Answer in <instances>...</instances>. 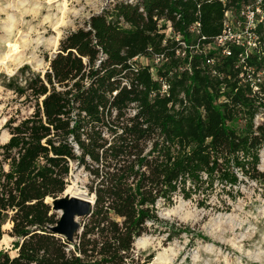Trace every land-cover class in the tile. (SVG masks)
I'll return each mask as SVG.
<instances>
[{
	"label": "trees",
	"instance_id": "1",
	"mask_svg": "<svg viewBox=\"0 0 264 264\" xmlns=\"http://www.w3.org/2000/svg\"><path fill=\"white\" fill-rule=\"evenodd\" d=\"M247 1L116 2L60 41L43 76L24 66L8 79L4 89L32 112L1 128L9 139L0 145V243L12 239L15 255L1 250L0 264H148L134 243L159 223L160 203L196 198L204 208L217 193L234 201L241 184L264 183V123L254 124L264 75L240 72L233 46L228 57L176 56L179 43L210 44L224 13ZM159 54L156 79L133 61ZM72 165L94 204L71 245L47 231L58 215L46 200L64 193Z\"/></svg>",
	"mask_w": 264,
	"mask_h": 264
},
{
	"label": "rangeland",
	"instance_id": "2",
	"mask_svg": "<svg viewBox=\"0 0 264 264\" xmlns=\"http://www.w3.org/2000/svg\"><path fill=\"white\" fill-rule=\"evenodd\" d=\"M0 0V59L7 53V44L18 46L17 63L0 68V145L5 131L1 128L10 117L24 118L31 109L20 105L15 95L4 89L8 79L27 66L28 72L43 76L59 43L69 33L83 28L90 16L99 14L116 2L135 0ZM63 3L66 4L62 10ZM65 12L64 25L56 48L54 24ZM171 36L170 31L166 32ZM178 40L179 38L175 36ZM138 66L153 71L151 57L136 59ZM263 75L256 78H262ZM264 123V114L254 124ZM240 127V124L235 125ZM259 171L264 173V150L260 152ZM70 182L87 191L88 177L72 165ZM196 198L184 201L176 197L172 206H157L159 223L148 224L149 233L134 243L136 254L150 256L148 264H264V183L246 182L239 186V195L229 201L222 193L212 196L206 207L199 208ZM228 208V209H227ZM58 215V214H57ZM80 223V220H78ZM78 223V224H79ZM7 230L8 227H4ZM76 234V233H75ZM75 238V237H74ZM75 241V240H74ZM74 241L72 244H74ZM71 244V245H72ZM14 256L12 239L4 236L0 251Z\"/></svg>",
	"mask_w": 264,
	"mask_h": 264
},
{
	"label": "built area",
	"instance_id": "3",
	"mask_svg": "<svg viewBox=\"0 0 264 264\" xmlns=\"http://www.w3.org/2000/svg\"><path fill=\"white\" fill-rule=\"evenodd\" d=\"M218 1L225 4V0H207ZM264 0H248L243 3L237 10L228 9L224 13L223 31L220 36L216 37L210 44L202 46L198 49V44L195 46H186L184 43H179L182 48L176 51V56L183 59L186 51L189 54H203L212 53L213 56L221 55L224 57L230 56L229 47L233 46L240 49V54L237 59V67H240V72H259L257 76L264 75ZM198 24H195L191 32L197 34ZM262 27V32H258V28ZM177 40V39H176ZM203 40V38H202ZM178 41V40H177ZM255 58L256 62H261L260 67L257 65L249 66L245 60ZM134 59L133 61H135ZM153 64V71L151 75L154 79L155 70L160 68L166 61L163 54L153 55L151 57ZM215 58L205 61L209 67L213 66ZM161 96H168L169 86L165 81L159 80ZM256 90V89H254Z\"/></svg>",
	"mask_w": 264,
	"mask_h": 264
},
{
	"label": "water",
	"instance_id": "4",
	"mask_svg": "<svg viewBox=\"0 0 264 264\" xmlns=\"http://www.w3.org/2000/svg\"><path fill=\"white\" fill-rule=\"evenodd\" d=\"M7 141L5 143H7ZM69 183L71 182L69 181ZM83 192L84 194L81 197L65 198L63 193L55 200H46L51 206V212L58 214L56 225L48 227L47 231L65 240L69 244H72L75 235L81 232V226L78 220L88 217L91 214L94 204V196H89L87 191Z\"/></svg>",
	"mask_w": 264,
	"mask_h": 264
},
{
	"label": "bare ground",
	"instance_id": "5",
	"mask_svg": "<svg viewBox=\"0 0 264 264\" xmlns=\"http://www.w3.org/2000/svg\"><path fill=\"white\" fill-rule=\"evenodd\" d=\"M52 1H55V0H49L48 3L52 2ZM62 8H63L62 10H65V8H66L65 3H63ZM61 14H62L61 18L58 20V22H56L54 24V30L56 31V36H57L53 42V45L55 48H56L58 41H59V38H60L59 29L61 26H63L65 24L64 23L65 12L63 11V12H61ZM6 47H7V53L5 55H3V57L0 59V68H5V69H7L8 63H10V62L11 63H17L18 59H19V58H16V56L13 57L14 55H17V53H18V46H17L16 42L15 43H8ZM2 140L4 143L8 140L7 133L4 134V139H2ZM75 182L69 183V186L66 187L65 192L63 194V196L65 198L83 196L84 192L82 191V189H80L77 186V183H75ZM5 227L6 228L9 227V225H5Z\"/></svg>",
	"mask_w": 264,
	"mask_h": 264
}]
</instances>
